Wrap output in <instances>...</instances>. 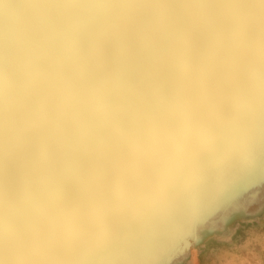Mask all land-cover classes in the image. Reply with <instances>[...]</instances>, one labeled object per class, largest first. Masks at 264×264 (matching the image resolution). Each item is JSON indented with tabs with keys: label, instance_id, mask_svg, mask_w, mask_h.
I'll return each mask as SVG.
<instances>
[{
	"label": "snow or ice",
	"instance_id": "obj_1",
	"mask_svg": "<svg viewBox=\"0 0 264 264\" xmlns=\"http://www.w3.org/2000/svg\"><path fill=\"white\" fill-rule=\"evenodd\" d=\"M257 186L264 0H0V264H169Z\"/></svg>",
	"mask_w": 264,
	"mask_h": 264
},
{
	"label": "rangeland",
	"instance_id": "obj_2",
	"mask_svg": "<svg viewBox=\"0 0 264 264\" xmlns=\"http://www.w3.org/2000/svg\"><path fill=\"white\" fill-rule=\"evenodd\" d=\"M243 194L185 240L169 264H264V195Z\"/></svg>",
	"mask_w": 264,
	"mask_h": 264
}]
</instances>
